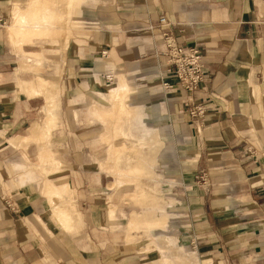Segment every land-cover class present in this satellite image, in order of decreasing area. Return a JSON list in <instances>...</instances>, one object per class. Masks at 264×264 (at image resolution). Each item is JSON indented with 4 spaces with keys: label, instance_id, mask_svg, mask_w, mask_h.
<instances>
[{
    "label": "crops",
    "instance_id": "0c3cea01",
    "mask_svg": "<svg viewBox=\"0 0 264 264\" xmlns=\"http://www.w3.org/2000/svg\"><path fill=\"white\" fill-rule=\"evenodd\" d=\"M162 16L204 54L192 92L163 86ZM0 17V264H264L263 0H0Z\"/></svg>",
    "mask_w": 264,
    "mask_h": 264
},
{
    "label": "built area",
    "instance_id": "2783aa9c",
    "mask_svg": "<svg viewBox=\"0 0 264 264\" xmlns=\"http://www.w3.org/2000/svg\"><path fill=\"white\" fill-rule=\"evenodd\" d=\"M260 23L264 25V17ZM4 25L5 20L0 17V27ZM175 25V22L168 20L165 16L160 18L162 39L167 47L164 52L167 57L164 73L168 75V80L163 82V86L166 89L180 86L192 92L200 88L205 80L207 66L204 62V54L195 45L188 46L177 43L174 35ZM106 77L110 79L109 75ZM204 111L203 106L197 105L190 110V113L192 116H197L203 114Z\"/></svg>",
    "mask_w": 264,
    "mask_h": 264
},
{
    "label": "rangeland",
    "instance_id": "374dc122",
    "mask_svg": "<svg viewBox=\"0 0 264 264\" xmlns=\"http://www.w3.org/2000/svg\"><path fill=\"white\" fill-rule=\"evenodd\" d=\"M78 16V15H77ZM101 93V92H100ZM99 100H101V97L99 96ZM108 104V103H107ZM191 114V113H190ZM192 116V115H191ZM99 131H101V136H102V134L105 132V127L103 126V124H101V127H99ZM161 144V143H160ZM100 146L103 148V152H105L103 155H102V159L103 158H105V160L108 158V151H107V149H108V144L107 143H102V141L100 142ZM105 160H103V161H105ZM107 163V162H106ZM154 171L156 172V173H158L157 172V170H155L154 169ZM155 173V174H156ZM156 176H157V174H156ZM156 176H155V178L154 179H156ZM114 177V175H111V177H110V179H112ZM114 179V178H113ZM112 179V180H113ZM148 179H150V180H152V178H149V176L148 177H146V178H142V181L144 182V183H148V182H146ZM113 182V181H112ZM111 182V184H110V189L112 190L113 189V191L115 192V190L116 191H121L122 190V194L124 195L125 193L123 192V188L124 187H115L114 185H113V183ZM131 184H133V183H131ZM149 185V184H148ZM151 185V184H150ZM156 188V187H155ZM157 189V188H156ZM159 190H161L160 188H159ZM11 205V204H10ZM112 205H114V203L112 204V203H110V207L112 206ZM119 205L120 206H122V207H124L125 205L126 206H129L130 208H132V209H134V210H141L140 208H138V207H135L133 204H129V203H124V202H122V203H119ZM167 226H168V224H167ZM161 229V228H160ZM160 232H165V233H167L168 235H173V234H171V233H168V230H165L164 229V231H157V230H155V232H153L154 233V235H153V239H154V241L156 240L155 239V237H158V235H159V233ZM174 237V236H173ZM170 241H173V239L172 238H170ZM163 246V244H161L160 243V246Z\"/></svg>",
    "mask_w": 264,
    "mask_h": 264
},
{
    "label": "bare ground",
    "instance_id": "6f19581e",
    "mask_svg": "<svg viewBox=\"0 0 264 264\" xmlns=\"http://www.w3.org/2000/svg\"><path fill=\"white\" fill-rule=\"evenodd\" d=\"M112 130V129H111ZM111 132V131H110ZM113 132V131H112ZM112 134V133H111ZM114 135V134H113ZM60 190V192H62V194H67V193H69V189L67 188V187H63V188H61V189H59Z\"/></svg>",
    "mask_w": 264,
    "mask_h": 264
}]
</instances>
